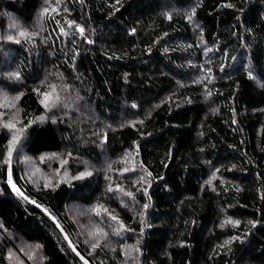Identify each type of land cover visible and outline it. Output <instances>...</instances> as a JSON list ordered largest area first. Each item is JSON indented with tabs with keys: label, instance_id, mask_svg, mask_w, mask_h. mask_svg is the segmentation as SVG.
<instances>
[{
	"label": "trees",
	"instance_id": "16d2710c",
	"mask_svg": "<svg viewBox=\"0 0 264 264\" xmlns=\"http://www.w3.org/2000/svg\"><path fill=\"white\" fill-rule=\"evenodd\" d=\"M0 264H264V0H0Z\"/></svg>",
	"mask_w": 264,
	"mask_h": 264
}]
</instances>
